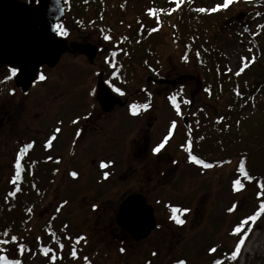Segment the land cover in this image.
I'll return each instance as SVG.
<instances>
[{"label": "rangeland", "instance_id": "obj_1", "mask_svg": "<svg viewBox=\"0 0 264 264\" xmlns=\"http://www.w3.org/2000/svg\"><path fill=\"white\" fill-rule=\"evenodd\" d=\"M182 1L185 0H179V3L177 0H130L127 5H122L126 9H121L118 0H112L110 11L93 6L92 11L85 14L84 0H73L72 11L67 9L66 17L57 24L60 26L59 33L73 43V49L78 44L97 45L99 51L93 63L84 54L67 53L54 68L45 70L46 83L35 86L25 99H20L21 93L18 92L15 102L11 101L16 120L27 123L32 119L30 124L34 123V126L31 125L34 130L31 133L24 131L27 137L20 138L21 142L29 139H32V143L35 139L37 141L38 146L33 147L35 151L29 163L33 167L40 163L47 166L50 171L48 181L54 183L45 208L32 229H38L39 234L40 230L36 227L39 224L50 220L56 226L65 218L76 224L73 227L74 241L85 238L80 244L72 242L79 248L75 258L72 255L74 247L70 245L66 247L67 250L63 249V255H59L60 259L55 264H168L176 259L184 264H213L217 261L222 264H262L259 260L264 258V215L251 226L249 234L245 230L235 234L241 221L251 217L255 210L248 199L251 197L248 188L234 190V182L240 180V176L235 179L233 172L236 163L203 170L190 162L188 155L176 150L186 138L185 119L189 120L188 124H202L199 132L205 133L210 140L212 118L220 115V102L229 99L221 97L217 102L207 95L209 88L214 95L217 92L214 76L208 72L211 50L221 49L222 63L234 69L240 64L241 56L256 58L251 40L244 32L238 29L239 32L235 34L227 28L231 21L245 20L252 5L248 0H237L232 8L229 7L231 10L221 12L219 22H209L205 31L202 27L200 30L191 29L187 37L181 24L207 20L205 14L199 17L195 8L206 10L214 4L222 6L224 0H186L183 5L189 3L191 6L188 7L189 12L183 15V20L175 16L176 12L167 18L164 10L168 5L172 3L175 8V4L178 6ZM153 11L155 15L151 14ZM218 27H222V30L218 31ZM108 30L109 34L105 32ZM120 37L143 40V47L125 59L126 69L125 65L120 63L121 67H118L117 64L122 55L120 49L116 48L120 45ZM132 70L135 78L128 82L125 77ZM100 73L112 75L114 86L124 81L127 93L132 96L138 91L134 96H139L140 100L155 96L158 100L153 111L150 114L146 112L144 118L132 117L126 110L117 118L112 115L107 120L108 132L101 134L104 129L100 128L105 124L98 120L101 115L97 105L99 102L94 99L100 92L97 86ZM142 86L146 93L141 92ZM72 96L81 97V109L73 113L64 109L66 104L73 101ZM47 99V113L43 114ZM148 103L149 99H146ZM7 105L9 107L10 103ZM92 105H97L96 117L91 108L92 115L88 120L81 118L82 121L72 126V119L80 117L87 109L86 113H89ZM189 109L192 111L188 112ZM37 113L40 116L36 119ZM152 118L154 122L151 123ZM173 123L176 125L174 129ZM42 128L47 131L46 137L50 134L45 144L47 152L40 148L36 138V130ZM75 129L78 133L74 134ZM144 136L149 146L140 148L138 154ZM189 138L192 139L191 136ZM166 139L169 145L167 160L168 156L172 157L178 162L176 167L165 164L163 160L153 162V149ZM207 145L209 148V141L202 148ZM11 147L0 157V192L9 189L7 180L11 181L12 176L15 178L16 175L18 160L13 162L10 150L18 148L15 153L17 158L21 151L19 144ZM213 149L217 151L219 147L216 145ZM138 155L147 157L138 160ZM102 164H109L110 167L102 168ZM54 169H57L56 173ZM72 173L76 174L75 177ZM105 173L108 179L104 178ZM137 192L150 197L149 203L154 205L157 224L161 227L150 239L140 242V246L130 243V238L120 230L103 229L108 223L105 226L97 223L102 214L109 217L113 213L115 220L124 196ZM234 205L235 211H229ZM58 206L62 210L59 215L55 213ZM179 206L190 210L184 215L185 218L182 216L186 221L185 227L172 220V210ZM245 234L247 238L241 254L237 259H231L239 238ZM29 241L34 245L29 247L26 253L30 251L25 257L19 259L21 264H52L55 249L45 256L42 249L48 246H42L38 240L36 243L31 239ZM95 245L98 248H93ZM129 245L132 249H129ZM118 246L124 249L125 254H122L123 259L116 261V256H120ZM213 248L215 252L211 251ZM7 254L14 255L15 252L12 250ZM8 255L5 256L14 258Z\"/></svg>", "mask_w": 264, "mask_h": 264}, {"label": "trees", "instance_id": "obj_2", "mask_svg": "<svg viewBox=\"0 0 264 264\" xmlns=\"http://www.w3.org/2000/svg\"><path fill=\"white\" fill-rule=\"evenodd\" d=\"M111 1L112 0H84L86 7L83 11L87 14L86 12L89 10L92 11L93 6H96L97 9L101 7L103 10L109 9L110 11ZM129 1L130 0H118V7L126 9L122 7V5H127ZM185 1L180 2L178 6L175 4V8H173L172 3H170L164 10L167 15L166 17L169 18L168 15L176 12L175 16L178 15L180 19L183 20V15L189 12L188 7L191 6L189 3L183 5ZM248 1H250L252 6L249 7L247 18L236 22L231 21L227 28L235 34L239 32L238 29H241L245 36L251 40L250 44H252V49L256 52L257 56L256 58H247V67L244 66L245 61L243 62L244 58L241 56L240 64L234 69L222 63L224 59L221 57V49L219 51H216V48L211 50L209 53L211 67L208 68V72L214 76V85H216L217 92L214 95L212 89L209 88L207 91L210 94L206 91L208 93L207 95L210 96L211 100H217V102L221 97H228L229 99H223L222 102H220V115L214 118L211 117L214 120L211 121L209 127L210 140L207 139L205 133L199 132L202 124L197 122H195V124L190 123L188 124V128L192 132V139H190V142L193 144V156H195L197 160L212 164L213 167H219L233 162L236 163L235 171L233 170L234 174H236L235 179L240 176L242 184L241 191L247 188L248 191H250L252 198L249 196L248 199L252 206L255 207L252 215L254 216L260 211V204L264 203V196L259 195L261 192L260 186L264 185V27H262L264 26V0ZM96 3L98 4L96 5ZM65 4L67 9L72 11L73 0H65ZM217 6L219 5L214 4L210 6L206 9L205 13L197 11L199 8H195V12H199L198 16L201 17L202 14H205L207 20H195L190 23L181 24L180 27L184 30L185 35L189 37L188 33L191 29L200 30L203 28L202 30L205 31L209 22H219L221 12H228L234 4L230 5V8L228 7L227 9L221 6L219 11H211L217 8ZM156 12L158 13L159 11ZM226 21L228 23L229 18ZM252 28H254V30H252ZM223 29L225 28L223 27ZM217 30L221 31L222 27H218ZM105 32L109 34V30ZM242 39L243 36H241L240 40ZM119 43L120 45L116 46V48L120 49L119 51L122 55L119 63L117 62L118 66H121V64L126 65L124 64L125 59L136 54L139 47H143L141 44L143 40L136 39L135 41L134 37H120ZM237 73L240 74L237 75ZM134 78L135 73L133 70L125 77L128 82ZM214 85H212V87H214ZM190 111H192V109L188 110V112ZM208 141L210 147L208 148L207 145V147L203 149L202 145L204 146ZM216 145L219 147L217 151L213 149ZM4 154L5 151L1 152L0 157L4 156ZM29 160L30 156L20 159L23 170L21 180L18 184L14 185L12 183V180L15 179L12 176L11 181L10 179H6L8 181L6 186L9 185V189L0 192V239L11 241L12 237L17 238L16 243L10 242L7 245H0V247L6 249V253L3 252V254L8 255L7 253L13 250L15 254H9L14 257L11 260H19L25 257L24 255H27L29 252L26 253V251L30 249L29 247L34 245L33 242L29 241V239H31L34 240L35 243L38 240L42 246H48L50 249L54 248L55 250L53 253L57 256L56 261L60 259L59 255H63V251L67 250L66 247L70 245L76 249L78 255L79 248L74 246L76 243L74 241L75 231L73 227H75L74 225L76 224L73 225L72 222L70 223L65 219V215L62 216L64 218L63 221L58 222V226H53L49 220V222H43L36 226L40 230L39 234H37L38 229H32V227L36 225L35 223L39 218L38 215L45 208V204L48 201L54 183L52 184L53 181H48L47 174L49 175L50 171L47 166L40 163L33 167V165L29 163ZM241 163H244L245 170L248 172L251 179L245 178L240 172L239 167ZM195 164L201 169L204 168L200 163ZM208 169L210 168H204L203 170ZM56 170L57 169H54L55 173ZM17 187H19L20 191L17 192L14 197L10 196L9 193L14 192ZM55 209L56 214L59 215L62 213L61 206ZM178 209L184 210L181 206H179ZM56 214L54 215V219L57 217ZM260 217L258 219H261ZM106 223H111L110 217H104L100 220V225L105 226L104 224ZM185 226L184 224L183 227ZM105 227L106 228L103 229L107 231L112 230L109 225ZM176 227L183 228L180 226ZM160 228V225H158L157 229ZM245 231H247V234L250 233L248 229H245ZM4 232H7L8 235L4 236ZM103 234L105 237V232ZM239 239L241 240V238ZM105 241L108 245H111L106 239ZM72 242L74 244H72ZM130 243L137 246L142 245V243H136L133 240H130ZM61 244L64 245V250H61ZM237 244H239V242H237ZM57 245L59 248H57ZM20 246L26 248L23 255L19 253ZM129 247V249H132L130 245ZM93 248H98V246L95 245ZM117 249L120 256H116V261H119L123 259L122 254L125 253L121 251V246H118ZM133 255L136 256L134 253ZM173 258L176 257L173 256ZM259 261L264 264V258H261ZM217 262L213 264H217ZM168 264H181V262L179 259H176Z\"/></svg>", "mask_w": 264, "mask_h": 264}, {"label": "water", "instance_id": "obj_3", "mask_svg": "<svg viewBox=\"0 0 264 264\" xmlns=\"http://www.w3.org/2000/svg\"><path fill=\"white\" fill-rule=\"evenodd\" d=\"M65 17L64 0H0V63L19 68L16 84L23 91L36 80L42 66L54 67L63 54L72 51L55 28ZM75 50L90 63L98 53V47L91 44H79ZM105 96L114 97L111 92ZM116 221L136 242L147 239L157 227L154 207L141 194L122 201Z\"/></svg>", "mask_w": 264, "mask_h": 264}, {"label": "flooded vegetation", "instance_id": "obj_4", "mask_svg": "<svg viewBox=\"0 0 264 264\" xmlns=\"http://www.w3.org/2000/svg\"><path fill=\"white\" fill-rule=\"evenodd\" d=\"M17 1H21L24 3L28 2V0H17ZM64 2H65V0H64ZM33 5H36V3H34ZM57 31H59L58 28H57ZM60 36L66 39V37H64L62 34H60ZM68 43H69L70 48L72 49V51H71L72 53L83 54L81 51L75 50L79 44L73 49V43L69 42V41H68ZM98 51H99V47H98ZM65 54H67V53H65ZM65 54H63L62 57ZM62 57H61V59H62ZM54 67H49L47 65L42 66L39 70V74H38V77L36 78V80L31 84V86L28 88V90L23 91L16 84V78L18 76L19 68L18 67H12V66L4 63V62L0 63V99H4V100L0 101V155H1V152H4L7 149H9L11 147L10 145H12V147H13V145L19 144V146H20L19 150L20 151L22 149H24L26 146H31V147H28V151L26 153H24L23 157H26L25 155H28V156L30 155V158L32 157V154L34 153L35 148H37V146H38L36 139L32 143V139H29L25 142H21L22 139H20V138L22 136H24L25 138L27 137V134L24 131L28 132V130H29L31 133L34 130V128L32 127V126H34V123H33V125L30 124V121L32 119L28 120L27 123H20V120H16L15 119V117H16L15 110H13V104L11 103V101L15 102V99L18 96V92L21 93L20 99H25V97L27 95H29V93L32 90H34L35 86H37L38 84L46 83L45 79L44 80L40 79V76L41 75L45 76V70H50ZM118 67H121V66H118ZM124 68L126 69V65L124 66ZM107 69H108V66H107ZM14 71L16 73L15 75H13ZM150 78H153V77L151 76ZM112 80H114V78L110 74L109 75L104 74V73L98 74L97 86L99 87L100 92H99V95L96 96L94 99H98V102H99L97 105L100 108L99 114H101V115H100L98 120L103 121V123L105 124V126H102L100 128V129H104V131H102L101 134H106L108 132L107 120H108V118H111L112 115H113V118H117L118 116H120L123 113L124 110H126L128 115H130L132 117L136 116V117L144 118L146 112H149V114H150V112L153 111L152 109L155 108L156 102L158 100L155 96H152L150 98L147 97L146 99H149V103L147 104V105H149V107L147 108V110H144L143 105L146 104V99L140 100L139 96H134L135 94L138 93V91L134 92V94H132V96H131L127 93V89H126L127 86H125L126 84H124V81L122 83L118 82L117 85L114 86ZM149 80L150 79H148V82H150ZM107 92H111L114 97L113 98L106 97L105 94ZM141 92H145L144 86H142ZM72 98H73V101L66 104L64 106V109L73 113L74 111L81 109V97L80 96H75V97L72 96ZM112 99H118V101L114 102ZM182 100L189 102V100H186V99H182ZM7 103H10L9 107H8ZM47 105H48V99H47V104H45L43 106V109H42L43 114L47 113V110H46ZM97 105H92V107L90 106L89 107V113H86L88 111V109H87L80 117L73 118L72 122L74 124H72V126H76L77 122L82 121L81 118H85L88 120L89 116L91 117V115H92V113H90L91 108H92L93 114L96 117V114H98ZM134 106L139 107V109H140L139 114L135 115V116L132 115V109ZM191 107H192V104H190V108ZM37 114L38 115H35L36 119H37V117L40 116L39 113H37ZM43 122H44V119H43ZM150 122L151 123L154 122V119L152 118ZM184 122L187 123V128H186V131L184 132L186 135V138H184L182 140V142L179 143V145H178L179 147L177 146L176 150H179L178 151L179 153L182 152L184 155L185 154L188 155L190 157V162H193V160L191 159V157L193 156V151H192L193 150V144L190 142L191 140L189 138L191 136L192 132L188 128V120L185 119ZM23 126H26V127L23 128ZM96 130H98V127H96ZM36 131L38 132L36 138L40 142V148L42 147V149L44 151H46L45 150V144H46V142L49 141L50 134H48V137H46L47 131H45L43 128L41 130H36ZM75 133H78L77 129H75L74 134ZM143 140H144V142L138 148L139 149L138 154L141 152L140 148H142L143 146L145 148H147L149 146V141H148V143H145L147 141V138L145 136L143 137ZM14 142H18V143L14 144ZM160 144L155 146V148L153 149V153L151 154L152 156H154L153 162L155 160H158V161L163 160L162 162H165V164L171 165L172 167H176L178 165V162L174 161V159H172V157L168 156V160H167V153L166 152L168 149L167 147L169 146L168 144H166L165 145L166 147L164 149H162L158 154L154 152V150ZM33 147H35V148H33ZM16 148L14 150H13V148L10 150V155L12 157L13 162L14 161L16 162L17 160L21 159V155L19 158H17V155L15 154L16 151H18V148L17 149ZM189 149H191V154H190ZM138 156H140V155H138ZM145 157H147V156H140V157H137V159L141 160V158H145ZM202 169H204V168H202ZM133 194L143 195L144 197L147 198V201L149 203L150 197L147 196V194L140 193V192L127 194V196H124L122 201L126 197H128L129 195H133ZM68 197L70 198V196H68ZM122 201H121V203H122ZM121 203H120V205H121ZM120 205H119V207H120ZM118 211H119V208H118ZM118 211L116 213V216L118 214ZM104 217H106V216H104L102 214L100 216V218L98 219L97 223H100V220L103 219ZM109 217H110V222H111L108 224L109 227L120 230L124 235H126L128 238H130L129 241L130 240L134 241V238L128 233V231L117 224L116 219L114 220V218H113V213Z\"/></svg>", "mask_w": 264, "mask_h": 264}, {"label": "snow or ice", "instance_id": "obj_5", "mask_svg": "<svg viewBox=\"0 0 264 264\" xmlns=\"http://www.w3.org/2000/svg\"><path fill=\"white\" fill-rule=\"evenodd\" d=\"M234 2H237V0H224V3H223V5H222V7H223L224 9H227V8H228L230 5H232ZM177 3H179V0H177ZM220 7H221V6H217V8H214V9H212L211 11H213V12L219 11V10H220ZM197 11H201V12H203V11H206V10H205V9H197ZM151 14H152V15H155V11H153ZM262 27H264V26H262ZM57 28L60 29V26L58 25ZM61 31H62V30H61ZM153 31H156V29H153ZM62 34H63V33H62ZM185 59H187V57H185ZM244 59H245L244 66L247 67V66H248L247 58H244ZM113 66H115V65H113ZM15 74H16V73H15V71H14V72H13V75H15ZM239 74H240V73H237V75H239ZM40 79H41V80H44L45 77H44L43 75H41V76H40ZM148 107H149V105H147V104L143 105V109H144V110H147ZM139 111H140L139 107L134 106L133 109H132V115H134V116H135V115H138V114H139ZM175 127H176V125H175V123H173L172 128L174 129ZM57 131H59V129H57ZM52 139L54 140L55 137H52ZM166 143H167V139H166L163 143H161V144H160V145L154 150V152L158 154V153H159V152L165 147ZM49 146H50V145H49ZM28 147H31V146H26L24 149L21 150V154H20V155H21V158L23 157L24 153H26V152L28 151ZM189 151H190V154H191V149H189ZM191 159H192L193 162H195V163H200V164L202 165V167H204V168H212V167H213L212 164H209V163H203L202 161L197 160V158H196L195 156H192ZM107 167H110V165H109V164H102V168H107ZM22 170H23V169H22V165H21V163H20L19 160H18L17 163H16V175H15V179L12 180V183H13L14 185L18 184V182L21 180ZM239 170H240V172L243 174V176H244L245 178H247V179H251V178L249 177L248 172L245 170V165H244V163H241V164H240ZM72 175L75 177L76 174H75V173H72ZM104 178H105V179H108V174H107V173H105ZM234 184H235V188H234V190H235V191H240L241 188H242V184H241L240 180H236V181L234 182ZM260 187H261V192L259 193V195H260V196H264V185H261ZM19 191H20V189H19V187H17L16 190H15L14 192L9 193V195L14 197V196L16 195V193L19 192ZM58 211H59V209H58ZM189 211H190V210H188V209L181 210V209H178V208H174V209L172 210V212H173L172 219H173L178 225L183 226V225L186 223V221H185L184 219H182V216L186 215ZM229 211H235V205H234L232 208H230ZM262 214H264V203H261V204H260V211L257 212L256 215L251 216V217H249V218H247V219L241 221L240 225H238L237 228L235 229V234H240V233L244 232L245 227H248V230L251 231V225H254L255 222H256V220H257ZM3 235H4V236H7L8 233H7V232H4ZM246 238H247V234H245V236H243V237L241 238L239 244L237 245V247L235 248V251L233 252V254H232V256H231V259L235 260V259H237V258L239 257V255L241 254V249H242V247H243V245H244V242H245ZM81 240H85V238H84V237H81V238L77 239V240L75 241V243H76V244H80ZM10 242H11V243H16V242H17V238H16V237H12V240H11V241L6 240V239H0V245H7V244H9ZM63 247H64V245L61 244V245H60L61 250L63 249ZM5 251H6L5 248L0 247V253H3V252H5ZM25 251H26V248H25V247H23V246H20V247H19V253H20V255H23V254L25 253ZM29 251H30V250H29ZM121 251L123 252L124 249H121ZM211 251H212V252H215L216 249L213 248V249H211ZM50 252H52V250H51L50 248H43V249H42V253H43L45 256H48V254H49ZM72 255H73L74 258L76 257V250H75V248L73 249ZM153 255H155V253H153ZM51 259H52V264H55L56 259H57V256L55 255V253H53ZM85 259H87V258H85ZM0 264H21V261H19V260H11V259H9L7 256H5V255H0ZM181 264H184V262L181 261ZM217 264H222V262L218 261Z\"/></svg>", "mask_w": 264, "mask_h": 264}]
</instances>
